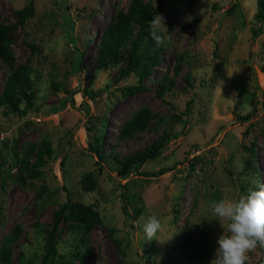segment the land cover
Returning <instances> with one entry per match:
<instances>
[{
	"label": "rangeland",
	"instance_id": "1",
	"mask_svg": "<svg viewBox=\"0 0 264 264\" xmlns=\"http://www.w3.org/2000/svg\"><path fill=\"white\" fill-rule=\"evenodd\" d=\"M130 1L0 0V25L8 27L0 90L9 65L23 63L33 92L23 114L0 106V247L9 246L0 264H41L52 212L66 198L95 204L100 222L84 234L61 221V258L45 264H211L227 222L215 220L210 205L264 184V22L254 34L256 0H142L167 28L159 62L142 79L138 68L123 75L121 59L95 64L101 33ZM29 2L33 11L20 26L14 10ZM149 51L142 48L141 57ZM130 85L142 89L127 92ZM140 109L146 126L120 139ZM99 133L100 160L90 148ZM162 133L168 139L159 154L139 167L166 168L159 175L122 174L108 153H130ZM44 139L52 153L31 178L17 160ZM85 173L93 175L92 192L81 189ZM126 190L141 202L140 214L129 205L122 212ZM150 215L162 221V242L144 239ZM246 256L245 264H264V247Z\"/></svg>",
	"mask_w": 264,
	"mask_h": 264
},
{
	"label": "trees",
	"instance_id": "2",
	"mask_svg": "<svg viewBox=\"0 0 264 264\" xmlns=\"http://www.w3.org/2000/svg\"><path fill=\"white\" fill-rule=\"evenodd\" d=\"M232 9L233 7L226 10V12H230ZM32 11L33 6L31 2L20 9L14 10L18 25H23L24 20L27 16L31 15ZM154 13V7L149 2H143L142 0H131L125 10L116 11L100 35L95 64L104 67L121 59L124 61V65L121 68L123 75H128L135 68L139 69V79L149 74L152 68L157 65L160 58L159 47H155V42L149 37L148 21L152 19ZM253 19L257 25L252 29L253 33H260L264 22V0H256ZM7 30L8 27L0 25V55L2 53L1 50L4 49L1 44L4 41V35ZM145 47L149 48L150 51L142 58L140 51ZM152 47L153 49H150ZM27 69V66L23 63L14 66L9 65L7 75L0 90V106L4 108L5 113L23 114L26 111L25 109L30 105L33 94L32 79ZM187 78L188 75L185 76L186 81ZM124 89L127 92H135L142 89V86L130 85ZM21 103H23V107L19 106ZM148 118L149 115L145 109L138 110L123 124L118 137L120 139L131 137L135 131L142 130L146 126ZM101 138V133L94 135L90 144L91 151L98 160L102 159L104 154ZM167 139V134L162 133L145 146L130 153L120 154L114 150H108V153L122 174L135 172L143 176H156L165 172L166 168L143 172L139 170V167L143 163L154 159ZM51 153L52 149L49 141L45 139L41 140L39 145H31L24 151L23 156L17 160L18 167L27 176L35 178L40 174L39 167L44 164L45 156L50 157ZM31 154H33V159L29 161ZM80 185L83 191L92 192L95 188L92 173L83 174ZM120 197L122 202L121 210L125 215L128 214L127 205L130 206L131 212L135 215L140 214L142 204L135 195L129 194V191L126 190L120 194ZM61 221L67 223L69 230L79 229L85 234L91 230L95 223L100 222V215L96 210L95 204H84L69 198L61 202L52 212L50 226L45 233L43 252L39 257L41 264H45L53 258H61L55 248L58 226ZM106 231L119 250L120 240L113 236V229L108 227ZM8 255L9 246H1L0 261L2 260L6 263ZM187 255L190 261H200L194 256V253H188Z\"/></svg>",
	"mask_w": 264,
	"mask_h": 264
},
{
	"label": "clouds",
	"instance_id": "3",
	"mask_svg": "<svg viewBox=\"0 0 264 264\" xmlns=\"http://www.w3.org/2000/svg\"><path fill=\"white\" fill-rule=\"evenodd\" d=\"M148 29L149 37L157 47L161 46L167 32L163 15L153 16L148 21ZM210 207L215 220L220 224L221 221L227 222L226 232L223 229V234L217 239L218 247L211 264H245L246 253L258 245L264 247V184H260L257 190L240 195L238 200H221L213 202ZM162 230L161 219L150 215L143 225L144 239L162 242L159 239Z\"/></svg>",
	"mask_w": 264,
	"mask_h": 264
}]
</instances>
